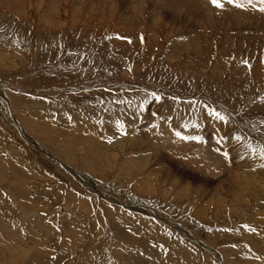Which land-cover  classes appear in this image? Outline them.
<instances>
[{
    "label": "rangeland",
    "instance_id": "obj_1",
    "mask_svg": "<svg viewBox=\"0 0 264 264\" xmlns=\"http://www.w3.org/2000/svg\"><path fill=\"white\" fill-rule=\"evenodd\" d=\"M0 219V264H264V0H0Z\"/></svg>",
    "mask_w": 264,
    "mask_h": 264
},
{
    "label": "bare ground",
    "instance_id": "obj_2",
    "mask_svg": "<svg viewBox=\"0 0 264 264\" xmlns=\"http://www.w3.org/2000/svg\"><path fill=\"white\" fill-rule=\"evenodd\" d=\"M179 11V10H178ZM175 12V11H174ZM174 14V13H173ZM171 18H173V17H171ZM178 18V17H177ZM176 18V19H177ZM175 19V18H174ZM169 130V129H168ZM244 131V130H243ZM174 138V137H173ZM94 173V172H93ZM239 175H241V174H239ZM152 176V175H151ZM154 177V176H153ZM238 177V176H237ZM255 177V176H254ZM241 178V177H240ZM251 178H253L252 176H251ZM86 180V179H85ZM262 180V179H261ZM87 181H88V179H87ZM86 181V182H87ZM251 181V180H250ZM144 182V181H143ZM248 182V181H247ZM246 183V182H245ZM260 183V182H259ZM247 184H251V183H247ZM152 187V186H151ZM148 188V187H147ZM150 190V189H149ZM143 191V190H142ZM249 191V190H248ZM145 192V191H144ZM148 192V191H147ZM147 192H145V193H147ZM257 197H259V196H257ZM129 203V202H128ZM127 203V204H128ZM209 204V203H208ZM130 205H131V203H130ZM216 205V204H215ZM202 206V205H201ZM212 206V205H211ZM23 207V206H22ZM131 207V206H130ZM144 207V209H145V212L147 213V212H149V211H147V207L146 206H143ZM206 207H208V206H206ZM134 208V207H133ZM204 212V211H203ZM237 212V211H236ZM246 214V213H245ZM145 215V214H144ZM206 215V214H205ZM245 216V215H244ZM248 216V215H247ZM252 216V215H251ZM260 217V216H259ZM150 218V217H149ZM261 218V217H260ZM259 219V218H258ZM10 220V219H9ZM0 221H1V219H0ZM3 222V221H2ZM148 222V221H147ZM8 223V222H7ZM248 223H249V221H248ZM150 224V223H149ZM0 225H2L0 228L2 229V232H3V234H5L6 236H14V235H16L15 234V231H17L16 229H14V227L13 226H11V225H5V224H0ZM144 225V224H143ZM53 226V225H52ZM145 227V226H144ZM119 228V227H118ZM119 229H121V228H119ZM118 229V230H119ZM123 229V228H122ZM258 229V228H257ZM46 230V229H45ZM123 232H124V230H123ZM18 233V232H17ZM19 234V233H18ZM70 234V233H69ZM85 233H83V235H84ZM119 234L120 235H122V231H119ZM124 234H126L125 232H124ZM35 235V234H34ZM119 235V236H120ZM17 236V235H16ZM19 236V235H18ZM73 236H75V235H73ZM86 236V235H85ZM36 237H37V233H36ZM89 237V236H88ZM11 238V237H10ZM16 238V237H15ZM33 238V237H32ZM39 239H41V240H44V239H42V236L41 235H39V237H38ZM76 238V237H75ZM84 238V237H83ZM14 238H12V240H13ZM247 239H249L248 237H247ZM16 240V239H15ZM251 240V239H250ZM14 241V240H13ZM19 241V240H18ZM17 241V242H18ZM66 241V240H65ZM65 241H63V244H61V245H64V244H66L65 243ZM16 242V243H17ZM68 242H70L71 243V240L70 241H67V244H69ZM74 242V241H73ZM253 242H254V239H253ZM15 243V244H16ZM259 243V242H258ZM66 244V245H67ZM72 244V246H73V244L74 243H71ZM76 244V243H75ZM74 244V245H75ZM82 244H85L84 242L82 243ZM77 245V244H76ZM247 245V244H246ZM250 245V244H249ZM68 246V245H67ZM77 246H79V245H77ZM253 246V245H252ZM251 246V247H252ZM255 246V245H254ZM258 246V245H257ZM80 247V246H79ZM64 248H66V246L64 247ZM71 248V247H70ZM256 248H260V247H256ZM66 250H69L68 248L66 249ZM65 251V250H64ZM252 251V250H251ZM251 251H250V254H251ZM39 252V251H38ZM95 252V251H94ZM209 253V252H208ZM211 253V252H210ZM38 254V253H37ZM63 254V253H62ZM212 254V253H211ZM253 254V253H252ZM233 257V256H232ZM248 257H250V258H252V256L251 255H248ZM106 258V257H105ZM215 258H216V256H215ZM214 258V259H215ZM221 258V257H220ZM80 259H82L83 260V263L84 264H110L109 262V260H106V259H102V260H99V261H95L96 260V258L94 257V259L95 260H93V257H91V259L88 261V260H86V258H85V256H82ZM101 259V258H100ZM219 259V258H218ZM75 260H77V259H75ZM223 260V259H222ZM243 260V259H242ZM74 261V260H73ZM215 261V260H214ZM236 261V260H235ZM252 261V260H251ZM250 261V262H251ZM248 262V261H247ZM244 263H246V262H244Z\"/></svg>",
    "mask_w": 264,
    "mask_h": 264
}]
</instances>
